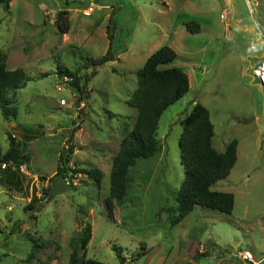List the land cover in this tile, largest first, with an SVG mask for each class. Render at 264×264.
I'll return each instance as SVG.
<instances>
[{
    "label": "rangeland",
    "instance_id": "1",
    "mask_svg": "<svg viewBox=\"0 0 264 264\" xmlns=\"http://www.w3.org/2000/svg\"><path fill=\"white\" fill-rule=\"evenodd\" d=\"M64 10L67 34L55 23ZM109 16L111 52L93 66L109 49ZM189 22L199 31H188ZM163 46L175 52L168 67L186 73L189 91L162 114L160 153L136 162L109 214L112 159L136 116L127 102L137 72ZM0 53L8 70L28 77L12 97L16 118L0 112V155L11 138L29 156L27 166L0 165V264H68L70 242L87 225L85 259L105 264H119L113 246L125 264L144 251L130 264H249L244 251L264 257V88L250 83L264 59V0H12L8 10L0 6ZM58 67L82 78L81 92L71 82L56 89ZM194 103L209 111L218 152L237 140L234 167L211 187L231 194L234 207L223 214L196 206L172 225L184 179L178 140ZM63 166L65 175H56ZM91 168L102 174L99 188L74 171ZM35 242L47 246L33 249Z\"/></svg>",
    "mask_w": 264,
    "mask_h": 264
},
{
    "label": "trees",
    "instance_id": "2",
    "mask_svg": "<svg viewBox=\"0 0 264 264\" xmlns=\"http://www.w3.org/2000/svg\"><path fill=\"white\" fill-rule=\"evenodd\" d=\"M12 0H0V6L9 9ZM114 20V19H113ZM55 23L61 34L69 31V21L66 11L56 14ZM188 31H199V26L194 22L185 25ZM116 31V21L110 18L106 27V36L109 49L102 59L90 60L93 66L102 65L107 61L111 52V45ZM176 58L175 52L163 46L152 53L137 72V86L127 104L136 111V116L131 130L123 137L117 154L113 157L110 169L109 197L105 199L106 211L110 214L114 204L121 205L127 192L128 175L130 170L139 160H151L160 153L161 146L157 139L159 120L164 111L189 91V79L185 72L177 67H168ZM57 76H68L72 79L71 85L79 89L82 79L77 73L64 67L57 68ZM28 77L22 69L8 70L6 56L0 53V112L4 120L14 119L17 109L13 105L15 91L22 88ZM87 82V78L85 80ZM214 137L213 124L209 111L199 103H194L186 118L182 132L179 136L178 146L180 163L184 170V179L176 196V216L171 224L175 225L187 216L194 207L210 209L223 214H230L234 207V198L229 193L213 191L211 187L218 181L229 176L237 161V140L228 143L223 152H218L212 145ZM63 155L60 162L63 163ZM67 164V160H65ZM29 156L24 154L21 146L10 138L9 147L0 155V165H14L19 168L27 166ZM9 173L10 171L7 170ZM75 173H84L92 179L99 188L102 174L99 170H74ZM67 167L58 169L56 175H65ZM12 174V172L10 173ZM17 184V183H16ZM33 202L35 199L32 200ZM32 203V202H31ZM26 209H31L32 204ZM91 240V226L87 225L78 240L70 242L71 253L68 264H105L92 259H85V249ZM47 243H34L33 249H43ZM112 250L119 261L125 264L126 258L122 255L121 248L113 246ZM137 254L129 262L132 263L144 251ZM205 255H201L203 257ZM198 257V254L195 256ZM129 263V264H130Z\"/></svg>",
    "mask_w": 264,
    "mask_h": 264
},
{
    "label": "built area",
    "instance_id": "3",
    "mask_svg": "<svg viewBox=\"0 0 264 264\" xmlns=\"http://www.w3.org/2000/svg\"><path fill=\"white\" fill-rule=\"evenodd\" d=\"M91 12L92 8L89 7L84 11V15L89 16ZM250 77L259 87L264 88V59L251 68ZM59 78V84L56 86L58 91H62L66 88L68 82H72V79L68 76H62ZM60 102L64 104L65 100L62 99ZM4 166L5 165L3 164L2 167L4 168ZM239 257L242 261L248 262L249 264H264V257L255 260L254 256L249 251L240 252Z\"/></svg>",
    "mask_w": 264,
    "mask_h": 264
},
{
    "label": "crops",
    "instance_id": "4",
    "mask_svg": "<svg viewBox=\"0 0 264 264\" xmlns=\"http://www.w3.org/2000/svg\"><path fill=\"white\" fill-rule=\"evenodd\" d=\"M68 10V9H67ZM65 11V10H64ZM91 15V13L89 14V16ZM67 18H68V16H67ZM110 16H109V18H108V22H107V24H109V21H110ZM115 19V18H114ZM69 32V31H68ZM114 35H115V33H114ZM105 37H106V39H107V36H106V30H105ZM108 41V40H107ZM114 41V40H113ZM108 43V42H107ZM255 66V65H254ZM250 83H252L253 85H255V86H257L258 88H260L261 89V87H259L258 85H257V83L256 82H253V80L252 79H250ZM6 174H5V176L6 177H8V172H5Z\"/></svg>",
    "mask_w": 264,
    "mask_h": 264
}]
</instances>
